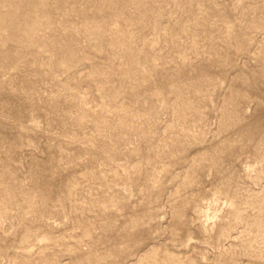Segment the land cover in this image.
Wrapping results in <instances>:
<instances>
[{"label": "rangeland", "instance_id": "rangeland-1", "mask_svg": "<svg viewBox=\"0 0 264 264\" xmlns=\"http://www.w3.org/2000/svg\"><path fill=\"white\" fill-rule=\"evenodd\" d=\"M0 264H264V0H0Z\"/></svg>", "mask_w": 264, "mask_h": 264}]
</instances>
